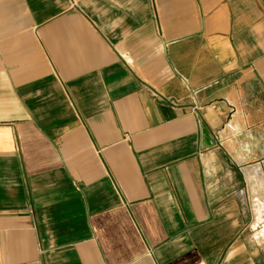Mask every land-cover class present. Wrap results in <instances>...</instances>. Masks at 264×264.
Instances as JSON below:
<instances>
[{"label":"crops","instance_id":"0c3cea01","mask_svg":"<svg viewBox=\"0 0 264 264\" xmlns=\"http://www.w3.org/2000/svg\"><path fill=\"white\" fill-rule=\"evenodd\" d=\"M263 181L264 0H0V264H264Z\"/></svg>","mask_w":264,"mask_h":264},{"label":"rangeland","instance_id":"374dc122","mask_svg":"<svg viewBox=\"0 0 264 264\" xmlns=\"http://www.w3.org/2000/svg\"><path fill=\"white\" fill-rule=\"evenodd\" d=\"M256 189H257V193H258V195L260 196L259 197V200L262 202V204L264 205V181L263 182H257V186H256ZM254 221H255V212H254V214H253V218H252V226H251V228H252V230H251V228H250V230H251V232H252V235H254V229H253V223H254ZM258 221V220H257ZM258 225H260L259 223H258ZM264 226H263V228L261 229H257L256 231H257V235L258 236H264ZM263 233V234H262ZM261 241H264L263 239H261Z\"/></svg>","mask_w":264,"mask_h":264},{"label":"bare ground","instance_id":"6f19581e","mask_svg":"<svg viewBox=\"0 0 264 264\" xmlns=\"http://www.w3.org/2000/svg\"><path fill=\"white\" fill-rule=\"evenodd\" d=\"M258 223H264V205H259L256 209ZM264 231V230H263ZM263 234V233H262Z\"/></svg>","mask_w":264,"mask_h":264}]
</instances>
